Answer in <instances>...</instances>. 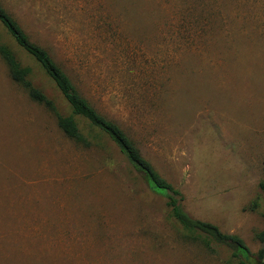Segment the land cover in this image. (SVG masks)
<instances>
[{
    "label": "rangeland",
    "instance_id": "rangeland-1",
    "mask_svg": "<svg viewBox=\"0 0 264 264\" xmlns=\"http://www.w3.org/2000/svg\"><path fill=\"white\" fill-rule=\"evenodd\" d=\"M78 93L115 122L192 218L264 244V0H0ZM55 106L0 53V264H237L193 239L106 136L68 138L72 109L0 23Z\"/></svg>",
    "mask_w": 264,
    "mask_h": 264
},
{
    "label": "trees",
    "instance_id": "trees-1",
    "mask_svg": "<svg viewBox=\"0 0 264 264\" xmlns=\"http://www.w3.org/2000/svg\"><path fill=\"white\" fill-rule=\"evenodd\" d=\"M0 23L17 45L44 70L69 103L72 115L62 116L58 114V125L68 138L87 147L92 145L90 140L81 132L76 120V117L82 118L89 124L94 134L97 135L98 133L108 137L136 172L143 175L149 188L167 200V205L171 208V217L193 239L201 240L206 245L215 243L226 247L232 251L234 258L239 260L237 264H255L250 259L252 256L250 249L241 238L236 235L225 234L217 226L196 220L186 213L181 204L183 199L181 193L154 169L152 164L142 156L134 142L115 122L101 115L78 93L71 79L54 61L49 52L32 42L20 24L1 4ZM0 53L10 68L12 79L28 91L34 102L45 105L56 114L54 103L48 99L43 91L34 86L30 78L31 69L24 67L16 55L5 46H0ZM261 186L264 190V182ZM259 240L264 244V232L259 234ZM258 257L264 260V249L260 250Z\"/></svg>",
    "mask_w": 264,
    "mask_h": 264
}]
</instances>
